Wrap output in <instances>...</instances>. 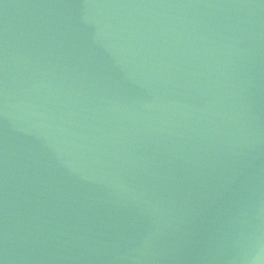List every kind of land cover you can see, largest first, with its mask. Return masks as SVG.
I'll return each mask as SVG.
<instances>
[{
  "label": "water",
  "instance_id": "1",
  "mask_svg": "<svg viewBox=\"0 0 264 264\" xmlns=\"http://www.w3.org/2000/svg\"><path fill=\"white\" fill-rule=\"evenodd\" d=\"M0 264H264V0H0Z\"/></svg>",
  "mask_w": 264,
  "mask_h": 264
}]
</instances>
